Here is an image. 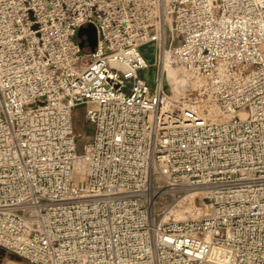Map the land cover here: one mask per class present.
I'll return each mask as SVG.
<instances>
[{
	"label": "built area",
	"instance_id": "obj_1",
	"mask_svg": "<svg viewBox=\"0 0 264 264\" xmlns=\"http://www.w3.org/2000/svg\"><path fill=\"white\" fill-rule=\"evenodd\" d=\"M164 195L193 216L164 220ZM0 248L31 264H264V0H0Z\"/></svg>",
	"mask_w": 264,
	"mask_h": 264
},
{
	"label": "rangeland",
	"instance_id": "obj_2",
	"mask_svg": "<svg viewBox=\"0 0 264 264\" xmlns=\"http://www.w3.org/2000/svg\"><path fill=\"white\" fill-rule=\"evenodd\" d=\"M142 53L148 63L151 64L154 62L155 55L152 46H145L142 49ZM154 74H155L154 67H152L148 71L146 70L142 72V76L151 83H153ZM84 113H85L84 107L77 108V110L74 113V128L76 134L79 136V146H78L79 152L82 151L83 146L85 145L86 142L89 141L91 135L93 134V127L86 122ZM182 201H187L189 203L191 202V199L186 198L185 196L182 195H175V196L164 195L157 200L156 209L158 212L163 214V218L166 221H180L187 218H191L192 216H190L188 212L183 213L182 215L183 218L179 217L177 219V217H175V214H172L171 217L169 218V213H171L172 209L177 208L178 203H181ZM19 260H23V259L0 248V263L5 261L8 262V264H12L11 261L13 262Z\"/></svg>",
	"mask_w": 264,
	"mask_h": 264
},
{
	"label": "bare ground",
	"instance_id": "obj_3",
	"mask_svg": "<svg viewBox=\"0 0 264 264\" xmlns=\"http://www.w3.org/2000/svg\"><path fill=\"white\" fill-rule=\"evenodd\" d=\"M167 69H168V74H169L170 78H173V76H176V72L173 70V68L171 66L167 65ZM184 83H185V79L182 78L179 80V82L177 81L173 85L176 96L181 94V92L183 90ZM77 169H78V171H82V170H84V166L79 164L77 166ZM184 212H188V214L190 216H193L194 206L191 202L188 203L187 201H182L181 203H178L177 208H173L171 213H169V218L171 217L172 214H175V217H177V219H178L179 217H182Z\"/></svg>",
	"mask_w": 264,
	"mask_h": 264
},
{
	"label": "water",
	"instance_id": "obj_4",
	"mask_svg": "<svg viewBox=\"0 0 264 264\" xmlns=\"http://www.w3.org/2000/svg\"><path fill=\"white\" fill-rule=\"evenodd\" d=\"M83 35L87 36V41L93 51L97 45V32L93 25H89L86 28H82L79 32V37L81 38ZM84 42L81 43V47H83Z\"/></svg>",
	"mask_w": 264,
	"mask_h": 264
},
{
	"label": "crops",
	"instance_id": "obj_5",
	"mask_svg": "<svg viewBox=\"0 0 264 264\" xmlns=\"http://www.w3.org/2000/svg\"><path fill=\"white\" fill-rule=\"evenodd\" d=\"M11 263L12 264H31V263H29V262H27V261H25V260H19V261H11ZM0 264H8V262H1Z\"/></svg>",
	"mask_w": 264,
	"mask_h": 264
}]
</instances>
